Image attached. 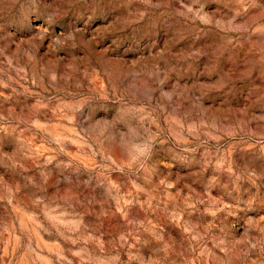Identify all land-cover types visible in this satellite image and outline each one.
Listing matches in <instances>:
<instances>
[{
	"label": "clouds",
	"instance_id": "obj_1",
	"mask_svg": "<svg viewBox=\"0 0 264 264\" xmlns=\"http://www.w3.org/2000/svg\"><path fill=\"white\" fill-rule=\"evenodd\" d=\"M10 6L35 15H0V96L26 94L77 130L142 217L101 247L103 264H264V50L232 64L213 45L224 31L264 39V0ZM45 19L62 52L35 38ZM241 143L251 147L236 165Z\"/></svg>",
	"mask_w": 264,
	"mask_h": 264
},
{
	"label": "rangeland",
	"instance_id": "obj_2",
	"mask_svg": "<svg viewBox=\"0 0 264 264\" xmlns=\"http://www.w3.org/2000/svg\"><path fill=\"white\" fill-rule=\"evenodd\" d=\"M10 4L0 3V15L33 22L35 13L17 12ZM42 23L35 38L52 52H62L65 35L53 34L47 19ZM107 39L101 33L96 46ZM213 45L218 62L227 58L234 64L242 56L245 64L264 50V39L224 31L213 37ZM9 92L0 96V264H103L101 247L142 219L118 186L120 174L104 173L101 158L72 138L77 130L57 122L30 96ZM250 147L235 145L232 162L244 163Z\"/></svg>",
	"mask_w": 264,
	"mask_h": 264
}]
</instances>
